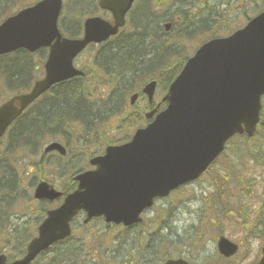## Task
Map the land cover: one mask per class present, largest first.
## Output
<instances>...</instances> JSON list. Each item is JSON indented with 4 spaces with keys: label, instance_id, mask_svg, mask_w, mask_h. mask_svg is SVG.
I'll return each mask as SVG.
<instances>
[{
    "label": "rangeland",
    "instance_id": "1",
    "mask_svg": "<svg viewBox=\"0 0 264 264\" xmlns=\"http://www.w3.org/2000/svg\"><path fill=\"white\" fill-rule=\"evenodd\" d=\"M36 2L38 0H0V11L7 6L11 10L10 13H13L23 6L22 4L32 5ZM97 4L98 0H64L65 10L61 15L63 26L65 25L64 31L68 22L72 25L77 18L80 23L76 27L81 28V18L93 13L110 19L109 14L99 9ZM135 4L131 13L133 18L128 17L127 27L120 36L104 46L89 47L75 61L76 65L86 70L92 78L88 81L87 88L91 100L99 107L104 104L109 107L112 102L111 95L105 96L102 87L107 89L106 92L113 90L119 94L125 86L129 88L131 84L120 78L119 86L108 85L103 72L95 65L101 58V53L115 49L119 40H126L143 31L145 35L141 46L147 48L146 52H150L152 44L159 40H162L160 46L165 43L173 45V59L165 68L170 75L173 71L171 65L183 64L205 40L216 35L227 36L231 31L244 26L249 17L264 9V0H137ZM133 19L136 22L144 21L145 28L142 29L141 24L133 25ZM222 19H225L229 26H223L220 22ZM171 21L174 26L171 31L166 32L163 24ZM212 21H217L219 25L202 28L203 35L197 37L196 33L200 29L196 27H202L205 22ZM181 37H184L183 43ZM44 52L30 57L29 72L33 76L28 86L44 76ZM42 53L45 54L44 57ZM18 59L26 61L23 56L17 54L0 61V103L14 94L13 86L5 87L9 79V76L5 75V69ZM133 83L136 91L144 85V82L140 84L139 81ZM166 84L164 81L159 83L156 102L164 97ZM129 96H126L124 102L126 106L115 115L116 117L105 116L104 121L108 124L101 133V142L105 144L93 138L101 120L89 123L86 128L78 122L69 126L65 123L62 128H55L56 130L44 140H36L35 146L34 141L22 144L16 142L15 132L0 140V165L12 168L6 173H1L4 170H0V178H8L4 185L7 189L0 190L1 249L12 257H19L28 242L23 241V238H29L32 233H36V224L40 221L38 218L42 216L38 208L42 203L33 197L36 183L48 180L56 188L63 189L61 186L68 185L69 179L67 170L63 169L65 163L70 162L71 167L76 168V165L83 164L86 158L89 159L90 155L102 152L107 142L127 141L137 128L143 126V112L148 108L146 98L143 97L136 106L130 107ZM67 128L70 133L66 131ZM259 131L255 140L246 145L247 148L262 144L264 134L262 130ZM55 140L69 147L70 154L67 159L60 160L56 152H43L44 146ZM85 140L87 142L83 146H86L85 149L90 146L89 151H71V146ZM243 141L235 138L220 162L214 164L212 171L203 175L200 180L179 188L168 198L157 199L156 205L145 213L144 222L140 226L131 230L117 228L107 231L108 241L106 244L102 243L106 249L104 253L97 252L96 240L100 238L96 237V233L102 235L105 227L97 221L86 226L83 224L84 218L80 216L74 223L75 229L68 245L67 250L75 248L70 254L68 264H100L98 260H101L102 264H162L164 259L171 257H185L192 264H257L262 255L261 248L264 246V225H256L255 220L264 212V159L246 154ZM12 165L13 167H10ZM160 225L169 228H161ZM220 235L227 236L240 245L235 257L225 260L220 256L216 244ZM91 249L97 252L96 258L92 259L88 255ZM59 252V249L52 248L36 264H48L52 260L50 258H55Z\"/></svg>",
    "mask_w": 264,
    "mask_h": 264
},
{
    "label": "water",
    "instance_id": "2",
    "mask_svg": "<svg viewBox=\"0 0 264 264\" xmlns=\"http://www.w3.org/2000/svg\"><path fill=\"white\" fill-rule=\"evenodd\" d=\"M133 1L101 0L100 6L113 12L115 25L98 17L88 19L82 40H60L57 18L62 0L40 1L0 25V54L20 47L34 51L57 38L46 64V78L37 82L31 93L21 94L0 107V136L53 83L83 74L73 67V57L87 44L117 34ZM184 68L163 99L168 102L164 111L147 127L137 130L132 142L108 147L105 155L91 159L97 169L76 177L78 190L68 194L57 210L48 212L27 255L11 264H29L40 251L69 236L70 220L81 209L86 211V222L95 216L124 225L141 221L140 213L153 205L154 198L168 196L171 190L198 179L208 170L233 135L254 136L264 94V12L234 34L206 42ZM156 86L157 82L152 81L143 89L150 103ZM137 98L138 94L133 95L131 103ZM157 108L146 117L152 118ZM55 149L66 154L57 142L45 151ZM60 195L47 183H41L35 193L41 199ZM218 244L225 256L237 252L238 245L227 238L222 237ZM6 259L0 251V264H5ZM165 264L189 263L182 258ZM259 264H264V257Z\"/></svg>",
    "mask_w": 264,
    "mask_h": 264
},
{
    "label": "trees",
    "instance_id": "3",
    "mask_svg": "<svg viewBox=\"0 0 264 264\" xmlns=\"http://www.w3.org/2000/svg\"><path fill=\"white\" fill-rule=\"evenodd\" d=\"M134 41L137 42L136 40L128 39L123 50H120L121 47H119L117 48L118 50L116 53H106V55H104L98 63L96 62L97 68H99L101 72H103V76L107 79L108 85L119 86L120 78L126 80L132 75L134 76V81H139L140 84L141 82H144L145 84L149 80L156 79L159 80V82H167L166 86L168 87L169 84L174 80V77L181 70L180 65L176 66V64H173L170 67L173 70L170 75H168V72L165 71L166 66L169 65L170 61L173 59V52L175 51L172 52L171 48L166 47V43L160 46L162 40H159L156 42L158 48L155 51L151 52V54L145 53V55L137 57L135 55L136 51L134 48ZM18 55L23 56L26 59L25 52H19ZM19 61L23 60L18 59L14 61L11 65H9V67L7 66V68H14V63H18ZM23 62L26 64V61ZM21 68L24 70V72H27V64L22 66ZM86 83L87 82L83 79H76L71 82L60 84L59 86H57L56 91L51 95L53 96L50 100L51 105L45 107L44 110L42 109L41 115H39L37 118L34 116V114L31 113L34 146L37 144L36 140H44V131H49L50 128L52 130H54L55 128H62L63 124L66 123L65 120L67 119L68 125L73 122L76 123L78 121L86 124L89 122V120L97 117L98 115H101V113L105 114V112L107 111L104 112V109L112 110V108L114 107L113 105H110V107L104 105L103 107L100 106L96 108V103L91 100L90 91L88 92V88L85 89V86L87 85ZM13 87H15L12 88L13 91L19 92L20 90H24L29 87L28 81L20 84L19 86ZM102 89L103 93L108 92H106L107 89H105V87H102ZM70 90L72 92H70ZM135 91L136 89L133 82L129 85V88L125 86L124 90L120 91L119 94H117V105L122 106V102L125 97V95H123L124 93L129 94L130 92ZM110 92L113 95L116 94L113 92V90ZM56 108L57 112L56 114H53L52 112ZM95 109H97L98 113L94 112ZM27 116L29 115H26V117ZM52 116L55 117L54 122L48 123V121L51 120ZM42 122L44 123L41 124ZM94 122L95 121H92V123ZM35 123L38 125H36L34 129L33 126ZM22 134L25 135L24 132ZM26 136L30 139V137H32V134L30 135V133L28 132ZM94 138L98 141L100 140V142L102 141L101 135L99 137L94 136ZM260 150H264V148L255 147L246 149L245 153L249 154L250 156L253 155L254 157L264 155V153L259 152Z\"/></svg>",
    "mask_w": 264,
    "mask_h": 264
},
{
    "label": "bare ground",
    "instance_id": "4",
    "mask_svg": "<svg viewBox=\"0 0 264 264\" xmlns=\"http://www.w3.org/2000/svg\"><path fill=\"white\" fill-rule=\"evenodd\" d=\"M144 35L143 34V31L137 33L135 35L136 39L138 40V42L135 43V51H136V56L137 57H140L142 55H145L146 51H147V48L145 46H141V40L144 39ZM5 75L8 77L9 76V79H8V82L5 84V87H10V86H19L20 84H23L25 83L26 81H28V75H27V72H24V70L21 68V67H14V68H7L5 69ZM30 76V75H29ZM134 81V76H130V78H127L126 79V82L128 83H132ZM28 118L25 119L24 123H22V127L23 128H27L28 127ZM1 159H0V164H1ZM10 167H13L10 166ZM12 169V168H11ZM9 167H3L0 165V170H4L3 172L1 173H6V172H9L11 170ZM0 173V174H1ZM8 178L7 177H3L1 176L0 178V190H5L7 189V187H4V185L6 184V180ZM13 182H15V180H13Z\"/></svg>",
    "mask_w": 264,
    "mask_h": 264
}]
</instances>
